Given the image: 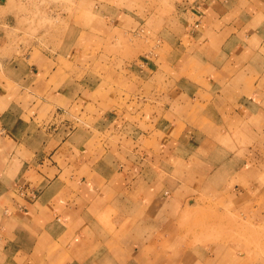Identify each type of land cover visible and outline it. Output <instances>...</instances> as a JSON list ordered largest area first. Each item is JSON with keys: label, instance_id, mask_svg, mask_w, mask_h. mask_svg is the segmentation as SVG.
<instances>
[{"label": "rangeland", "instance_id": "obj_1", "mask_svg": "<svg viewBox=\"0 0 264 264\" xmlns=\"http://www.w3.org/2000/svg\"><path fill=\"white\" fill-rule=\"evenodd\" d=\"M190 37L174 0H0V58L28 67V58L50 59L52 84L79 100L60 105L87 131L88 157L112 164L108 176L132 162L142 169L172 128H194L186 139L198 143L207 138L208 163L151 165L162 201L122 220L135 226L119 239L133 240L146 264H264V118L254 119L252 104L236 110L238 121L222 120L215 108L223 103L186 93L183 81L207 87L215 78Z\"/></svg>", "mask_w": 264, "mask_h": 264}, {"label": "crops", "instance_id": "obj_2", "mask_svg": "<svg viewBox=\"0 0 264 264\" xmlns=\"http://www.w3.org/2000/svg\"><path fill=\"white\" fill-rule=\"evenodd\" d=\"M174 8L215 76L207 87L183 81L186 93L210 97L200 104L223 103L215 108L222 120L238 121L236 110L255 104L254 119L262 122L264 0H174ZM49 60L28 58V67L13 55L0 58V264H146L133 240L119 239L120 231L135 226L122 220L160 205L162 183L151 177V165L165 168L171 159L182 167L195 159L208 163L207 138L198 143L186 139L188 128H172L167 143L149 149L142 169L127 163L108 176L112 164L88 157L87 131L75 129L78 117L60 105L79 100L52 84ZM240 159L238 170L247 167L246 156ZM255 163L262 169V159Z\"/></svg>", "mask_w": 264, "mask_h": 264}]
</instances>
